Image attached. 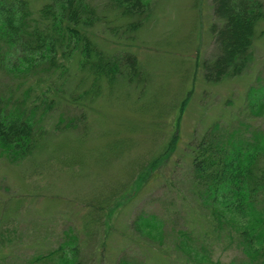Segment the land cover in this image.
Listing matches in <instances>:
<instances>
[{
    "label": "rangeland",
    "instance_id": "rangeland-1",
    "mask_svg": "<svg viewBox=\"0 0 264 264\" xmlns=\"http://www.w3.org/2000/svg\"><path fill=\"white\" fill-rule=\"evenodd\" d=\"M88 1L100 17L91 28L96 48L134 55V73L127 78L121 61L112 78L93 80L69 58L62 83L31 76L29 98L48 86L53 102L35 110L42 133L27 155L0 152V264H22L59 242L66 251L73 244L74 256L29 264H188L180 229L204 240L212 258L238 262L237 238L212 230L192 191L190 147L215 121L264 127V18L243 71L207 81L201 63L216 52L211 0H144L130 16L109 0ZM41 2L30 0L32 12ZM14 75L0 71V92L20 82ZM138 213H153L161 234L139 229Z\"/></svg>",
    "mask_w": 264,
    "mask_h": 264
},
{
    "label": "trees",
    "instance_id": "trees-1",
    "mask_svg": "<svg viewBox=\"0 0 264 264\" xmlns=\"http://www.w3.org/2000/svg\"><path fill=\"white\" fill-rule=\"evenodd\" d=\"M109 1L122 16L140 15L146 3ZM211 9L216 20L209 29L216 52L201 66L205 80L218 81L241 73L250 60L264 7L261 0H211ZM99 19L88 0H42L35 12L30 0H0V71L20 78L16 86L0 92V152L8 159L21 158L35 147L42 133L35 110L53 102L45 95L48 86L39 88L37 100L29 98L36 78L30 80L31 76L48 80L60 77L62 83L69 58H75L78 67L92 72L93 80L100 74L112 78L121 61L129 67L127 78L133 75L134 55L126 52L106 57L96 48L91 28ZM129 24L134 27L137 22ZM19 84L22 89L16 93ZM263 106L264 100L260 101V108ZM58 121H62L61 117ZM63 123L70 125L72 120ZM189 166L192 191L212 220V230L237 238L243 256L238 262L227 264H264V127L239 118L226 125L213 122L192 143ZM135 223L139 229L161 234V222L153 213H138ZM178 235L177 247L188 264H223L210 256L204 240L183 229ZM62 244L36 253L22 264L54 257L55 252L61 258L66 251ZM68 246L66 252L71 251L74 256L75 246ZM120 262L138 264L122 258Z\"/></svg>",
    "mask_w": 264,
    "mask_h": 264
}]
</instances>
